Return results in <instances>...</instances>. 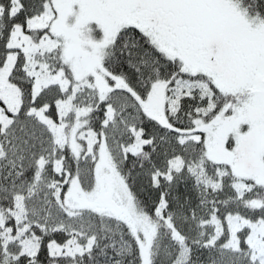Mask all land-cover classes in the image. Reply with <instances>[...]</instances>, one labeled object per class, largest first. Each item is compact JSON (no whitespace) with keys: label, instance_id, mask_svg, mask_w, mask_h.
Listing matches in <instances>:
<instances>
[{"label":"snow or ice","instance_id":"1","mask_svg":"<svg viewBox=\"0 0 264 264\" xmlns=\"http://www.w3.org/2000/svg\"><path fill=\"white\" fill-rule=\"evenodd\" d=\"M0 264H264V0H0Z\"/></svg>","mask_w":264,"mask_h":264}]
</instances>
